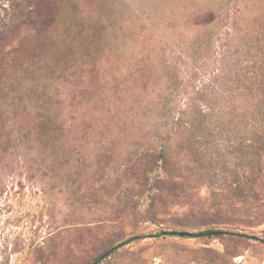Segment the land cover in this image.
<instances>
[{
	"label": "rangeland",
	"instance_id": "obj_1",
	"mask_svg": "<svg viewBox=\"0 0 264 264\" xmlns=\"http://www.w3.org/2000/svg\"><path fill=\"white\" fill-rule=\"evenodd\" d=\"M112 249L264 264V0H0V264Z\"/></svg>",
	"mask_w": 264,
	"mask_h": 264
},
{
	"label": "water",
	"instance_id": "obj_2",
	"mask_svg": "<svg viewBox=\"0 0 264 264\" xmlns=\"http://www.w3.org/2000/svg\"><path fill=\"white\" fill-rule=\"evenodd\" d=\"M174 235L180 236V237H191V238H201V237H211V236H222L226 234H230L225 231H219V230H206L198 233H183V232H176L173 233ZM118 248V247H117ZM114 249L103 255L100 259H98L95 263L93 264H98L100 261L105 259V256H107L110 252H112Z\"/></svg>",
	"mask_w": 264,
	"mask_h": 264
},
{
	"label": "trees",
	"instance_id": "obj_3",
	"mask_svg": "<svg viewBox=\"0 0 264 264\" xmlns=\"http://www.w3.org/2000/svg\"><path fill=\"white\" fill-rule=\"evenodd\" d=\"M209 16H210V17H209ZM206 17H207V19H205L204 23L206 22L207 24H208V23H211V22L214 21V19H215V15H214L213 13H207V14H206ZM207 20H208V21H207ZM191 129H192V125H191L189 122H187L186 125H185V127L183 128V130H184L185 132H190ZM165 156H166V153H165ZM165 159H166V158L164 157V160H165ZM166 187H169V188L175 189V188H176V183H175V182H168ZM166 187H165V188H166ZM212 230H215V229H212ZM163 235H165V233H162V234H160V235H157L156 237H161V236H163Z\"/></svg>",
	"mask_w": 264,
	"mask_h": 264
}]
</instances>
